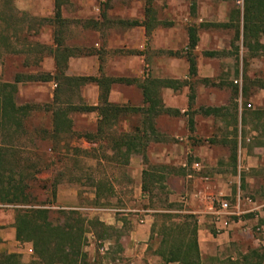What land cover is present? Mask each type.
<instances>
[{"label": "rangeland", "instance_id": "1", "mask_svg": "<svg viewBox=\"0 0 264 264\" xmlns=\"http://www.w3.org/2000/svg\"><path fill=\"white\" fill-rule=\"evenodd\" d=\"M12 1L18 17L23 12L27 15H24L23 24L16 28H32L18 35L17 48L21 45L22 52L0 46V81H12L19 73L53 69L52 55L47 54V47L53 40V27L48 22L40 24L34 20L52 16L53 0ZM145 4V0H67L61 8L64 20L58 26L59 36L64 45L79 54L73 56L70 64L67 63L65 73L91 74L93 64L89 57L96 54L85 53L97 52L103 74L137 79L131 84L119 82L112 85L114 100L133 106H146L139 86L146 78L177 79L182 83L178 89L159 86L158 95L163 106L180 109V114L160 113L156 116L159 133L156 138L163 140L149 142L145 151L147 164L140 153L131 154L128 162H124L123 157L111 149V139L138 126L142 119L140 113L119 115L116 124L106 128L97 141L68 135L66 139L53 143L46 135L51 129V113L46 107L52 102L57 82L52 79L18 83L17 104L32 105L24 123L25 131L14 134L24 144V155L36 165V180L31 181L32 198L37 204L47 202L48 205H44L50 208L54 222L61 218V209H76L84 217L112 222L110 225L115 228L109 238L98 240L92 232L86 234L84 249L91 264H160L149 250L138 256L128 254L123 247L128 242L131 221L139 222L167 208V203L160 200L150 203L148 195L141 192L142 169L150 165H165L167 194L175 193L179 197L205 191L218 208L220 200L225 197L231 203V210L234 207L238 210L231 219H245L229 230L230 239L218 247L215 256H202L206 262L211 258L223 261L238 257L254 247L264 249V50L255 51L253 47L244 46L241 38L232 43L233 28L205 24L227 21L235 7L241 14L242 0H152L153 15L157 19L153 23L157 25L149 34H143L142 44L132 47L138 36L133 33L127 35L123 45L108 46V39H116L126 30L119 20H141ZM192 4L195 6L194 14L190 12ZM90 19L98 21L96 28L84 25ZM190 24L197 26L199 37L192 50L197 64L195 75L189 74L185 56L187 26ZM8 33L12 38L8 42L13 41L12 32ZM259 41L264 44V34ZM36 43L41 44L42 52H35ZM169 50L179 54H169ZM208 51H216V54L209 55ZM97 95V85L89 82L69 92V98L75 104H93L97 102ZM123 99L127 102H122ZM205 106H222L223 114L204 115L200 108ZM244 113L246 121L242 125L240 114ZM70 116L76 133L94 134L96 131V112L73 111ZM236 117L241 142L235 169L229 160L230 146L222 143V139L235 136ZM8 138L6 132L0 130V142ZM150 138L156 139L152 135ZM258 141L262 148L253 149V144ZM52 145L55 150L50 149ZM181 159L187 161V167H179ZM194 160L201 162V168L191 167ZM55 181L56 197L50 204L48 201L52 197L47 188ZM97 181L101 184L96 196ZM224 188L229 189L231 195L218 194ZM153 193L158 197H153V201L165 197L158 189ZM236 193L240 195L239 206L235 204ZM177 203L182 209L175 212L194 210L191 212L196 217L206 214L205 226L215 234L210 214L201 211L204 206L200 196L190 205ZM14 213V206L0 204V227L7 224ZM27 244L31 247L30 243ZM152 245L154 247L155 243ZM25 248L26 244L15 242L13 250L3 249L0 253L17 252L23 261H28L33 249L28 252Z\"/></svg>", "mask_w": 264, "mask_h": 264}, {"label": "trees", "instance_id": "2", "mask_svg": "<svg viewBox=\"0 0 264 264\" xmlns=\"http://www.w3.org/2000/svg\"><path fill=\"white\" fill-rule=\"evenodd\" d=\"M67 0H53V14L50 17H36L40 24L48 22L52 27L53 44L48 48L47 54H52L54 58V71L35 72L26 74H16L12 81H0V130L8 135L7 141L0 142V204L12 205L15 208L14 226L15 239L22 243H30L33 249L32 257L28 261L21 259L20 253L1 252L0 264H91L84 247L87 241L86 234L92 232L96 239L109 238L110 232L114 230L112 225H108L97 217H84L76 209H61V218L56 222L50 215V208L45 206L47 202L37 204L33 200L31 192V181L36 180L34 173L35 163L24 155L23 143L14 134L21 130L25 131V121L28 117L32 105L30 103L17 104L15 96L17 93V83L50 81L57 82V89L54 92L52 102L46 107L51 113V129L46 132L48 138L53 143H58L66 139L68 135H75L77 138H85L88 141L96 139L97 136L105 132L106 128L114 126L119 115L127 112L140 113L142 115L141 128L133 132H123L111 139V149L114 154L123 157L124 162H128L132 153H140L147 164L145 154L147 145L151 140L149 135L158 137L159 133L154 126V117L160 113L180 114V110L162 105L158 95V87L165 86L178 89L181 82L177 79H155L148 77L144 82L139 83L142 90L143 102L146 106H131L117 104L108 101L109 86L112 82H123L131 84L137 79L126 77H107L93 75H67V58L78 55L73 48L63 44L59 36V28L63 22L61 16L62 5ZM152 0H145L144 19L119 20L125 26L143 25L146 35L150 33L152 22L154 21V11L151 5ZM195 13V6L192 4L191 11ZM18 10L12 0H0V46L5 49L13 47V52H22L23 47L19 44V33L28 32L32 28L26 29L21 26L25 21L26 13H21L18 17ZM25 15V16H24ZM101 16H104L102 12ZM206 25L225 27L234 29L235 40L242 39L243 45L255 51L264 50V44L259 38L264 34V0H242V11L235 7L230 11L229 19L225 22H207ZM85 26L96 28L98 21L94 19L86 20ZM8 31L13 34L14 40L9 37ZM188 42L185 56L189 64V74L195 75L197 64L192 50L197 46L199 37L197 26L190 24L187 26ZM12 44V45H11ZM35 52H42L41 44L36 43ZM238 49V47H237ZM169 54H179L178 51H168ZM85 54H92L91 51ZM207 54L214 55L216 51H208ZM41 58V57H39ZM38 60V59H34ZM37 62V61H35ZM88 82H95L99 88V103L90 105L85 103L75 104L70 100L69 92L74 91L81 85ZM63 95L65 98H63ZM193 95H191V98ZM203 114H215L219 107H202ZM97 111L99 116L98 126L94 134L76 133L73 129V119L70 113ZM192 119L190 125L192 128ZM15 136V137H14ZM99 136V137H100ZM15 139V140H14ZM159 138H156L157 140ZM160 140V139H159ZM231 144V154L233 162L236 161V140L229 141ZM51 150H55L52 145ZM165 165H150L142 170L141 191L148 195V199L153 201L154 189L158 188L166 194ZM39 169L37 168V172ZM101 182H96V196L99 195ZM48 187L49 195L52 197L48 203L52 204L56 197V181ZM33 197V198H32ZM167 196L164 198V200ZM163 202V199H159ZM166 201V200H165ZM45 204V205H44ZM163 218L151 229V237L154 234L159 236V244L155 249L164 263L179 262L180 264H262L264 262V249L254 247L239 254L238 257L219 260L211 258L206 262L200 255L197 242V221L192 213H165Z\"/></svg>", "mask_w": 264, "mask_h": 264}, {"label": "crops", "instance_id": "3", "mask_svg": "<svg viewBox=\"0 0 264 264\" xmlns=\"http://www.w3.org/2000/svg\"><path fill=\"white\" fill-rule=\"evenodd\" d=\"M144 16L145 15L143 14L142 19L144 18ZM142 19L139 20V21H142ZM129 20H137V19L132 18V19H129ZM154 20H157V19L154 17ZM153 22H152L153 26L151 28V31L157 25V23H153ZM125 28H126L125 32H122V34L119 33V35H118V37L116 39H108V46H112L113 44L114 45H123L124 42H126V40L128 38L127 35L128 34L130 35V34H133V33L138 35V36L135 37V40H134V43L132 44V47L136 48L137 46H140L142 44L141 43L142 42V36L145 33V27L143 25H131V26H125ZM187 42H188V37H187ZM52 44H53V40H52L51 45ZM92 54H96V56L89 57V58H91L90 60H92V64H93L92 73L89 74V75H93V76L103 75V76L115 77V78L123 77L121 75L120 76H114V75L103 74L101 72V66H100V63H99V60H100L99 59V53L92 52ZM136 54H140V51L139 52L136 51ZM50 55H52V54H50ZM72 58H73V56H69L67 58V63L70 64V60ZM52 59H53V69H52V71H44V72L52 73L54 71V58H53V56H52ZM167 79H173V78H167ZM45 82H47V81H45ZM19 83H21V82H19ZM89 83H95V82H89ZM115 83H119V82H112L110 84V86H109V92H108V101H110L112 103H117L114 100V98L112 97V93H113L112 85L115 84ZM17 85H18V83H17ZM56 86H57V84H56ZM97 88H98L97 102H95L93 104H90V105H96V104L99 103L100 88H99L98 85H97ZM168 88H171V87H168ZM141 93H142V90H141ZM122 102H127V100L123 99ZM117 104H124V103H117ZM126 105H128V104H126ZM131 106H133V105H131ZM139 107H141V106H139ZM205 107H219L220 110L217 113H215V114H204V115L219 116V115L223 114L221 112V110L223 109L222 106H205ZM169 108H172V107H169ZM178 110H180V109H178ZM235 110H237L236 106H235ZM74 112H76V111H74ZM89 112H96L97 113V111H89ZM155 118L156 117H154L153 121H154V126L156 128ZM98 121H99V116H98V113H97L96 129H97V126H98ZM245 121H246L245 113L244 114H240V122H241V124L242 125H243V123L245 124ZM235 123H236V125L234 126L235 136L233 138L232 137L231 138L230 137L223 138L222 139V143L228 144L230 146L229 160L231 162V166L236 169V166H237V149H238V146L240 145V142H241V141L239 142V138H238L237 117H236ZM141 126H142V124H141V121H140V124L138 126H135L132 131H128V132L136 131L137 129L141 128ZM254 130H255V128H254ZM95 132H94V135H95ZM97 137H99V136H97ZM96 139L98 140V138H96ZM96 139L91 140V142L92 141L94 142ZM233 139H235L236 143H237V145H236V161L235 162H233V160H232L231 144L229 142V141H231ZM151 140L152 141H162L163 139H160V140L159 139H157V140L151 139ZM252 147H253V149H256V150H260L262 148L260 141H258L257 143L253 144ZM132 154H134V153H132ZM170 156H172L171 151H170ZM170 156H168V157L170 158ZM169 158H168V160H169ZM196 163L198 164L199 168H201V166H202L201 162L198 161V160H194L191 163V167L195 168L194 166H195ZM178 164H179V167H181V168L187 167V161L185 159L184 160L181 159ZM144 168H146V166ZM141 184H142V172H141ZM164 184L166 186L165 188H166V191H167V185L165 183V179H164ZM155 189H158V188H155ZM171 190H172V188H171ZM206 193L207 192H205V191H202V192H199V193L192 192V193L185 194V195H182V196H179V197H176L175 193H170V194L169 193L167 194V192H166V194L164 193L165 197L167 196V198L165 199L166 201L164 200L165 197L163 198V203L164 204L167 203V208H165V211H159V212H157V213H155L153 215H149L148 214L149 216H147L146 219H140L139 222L131 221L132 225L130 226L131 228H130V235L128 236V242L125 243L124 247H123L125 249V251H127L128 254H134V255L136 254L138 256H142L146 251L149 250V251H151L153 253L154 260L160 262V264H180L179 262H167V263H164L162 261V258L158 254L155 253V249L157 248V246L159 244V239L160 238H159V236L157 234H154L153 238H150L151 237L150 236L151 235V229H152V226L154 224L157 223V225H158L160 223L161 219L163 218V216L161 214H165V213H172V214L173 213H192V214H194L193 213L194 210H190V211H185L184 210V212H175L178 209H182L181 205H179V206L177 205L178 204L177 202L188 203L190 205V204H193L194 200L199 198V196H200V198L203 199V206H204V209L201 210V211H203L204 213H209L210 214V217L212 218V219L211 218L210 219L214 223V226H215V234L210 232L205 226L206 214H202V215H199L197 217L195 216L196 221H197V242H198V248H199V252H200L201 257L204 256V255L215 256V254L217 253L218 247L226 244V242H228V240L230 239L229 238V230L231 228H233V226H236V225H238V224H240L242 222H245V219L244 220L242 218H238L236 220L231 219V215H235L236 214L235 212L238 211L237 209H234L236 207H234L231 210L234 214L233 213H229L228 214V212L226 213L225 211L220 210L218 207H215L214 203L212 201V198L210 196H208ZM223 193L228 195V196L231 195L229 189H227V188L221 189L218 192V194H223ZM234 196H235V204L239 206V201H240L239 193H236ZM154 197H157V196L155 195ZM187 197L190 200L187 199ZM223 199L229 201L225 197ZM152 200H153V198H152ZM158 200L159 199H156V201H150L149 200V202L152 203V204H155V202H157ZM229 203H230V201H229ZM230 209H231V207H230ZM191 211H193V212H191ZM105 222L108 225H110V223H112L111 221H108V220H106ZM0 238L2 240V242H0V250H3V249H8V251L9 250H13L14 243L15 242L16 243L19 242V241H17L15 239L14 214L10 218V221L7 222V224H5L4 226L0 227ZM153 242L155 243L154 247L152 245ZM24 244H26L25 250L28 249L27 246L30 247L27 243H24ZM246 251H244V252H246ZM244 252H242V253H244ZM231 258H234V257H231Z\"/></svg>", "mask_w": 264, "mask_h": 264}, {"label": "built area", "instance_id": "4", "mask_svg": "<svg viewBox=\"0 0 264 264\" xmlns=\"http://www.w3.org/2000/svg\"><path fill=\"white\" fill-rule=\"evenodd\" d=\"M195 168H199L198 164L196 163ZM219 209L220 210H223L225 211L226 213L228 212L229 213H233L230 209V205H229V202L227 200H224V199H221L220 202H219ZM28 252H32V248L29 247L28 249Z\"/></svg>", "mask_w": 264, "mask_h": 264}]
</instances>
